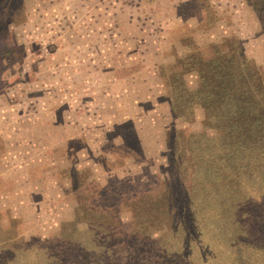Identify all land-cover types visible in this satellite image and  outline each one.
<instances>
[{
	"label": "rangeland",
	"instance_id": "1",
	"mask_svg": "<svg viewBox=\"0 0 264 264\" xmlns=\"http://www.w3.org/2000/svg\"><path fill=\"white\" fill-rule=\"evenodd\" d=\"M240 55L264 88V0H0V264H59L90 224L111 232L88 236L90 264H151L186 226L174 183L194 180L170 164L206 132L189 95ZM263 187L226 221L242 233L185 264H264Z\"/></svg>",
	"mask_w": 264,
	"mask_h": 264
},
{
	"label": "trees",
	"instance_id": "2",
	"mask_svg": "<svg viewBox=\"0 0 264 264\" xmlns=\"http://www.w3.org/2000/svg\"><path fill=\"white\" fill-rule=\"evenodd\" d=\"M205 65L211 70L217 62ZM217 71L219 72H214L216 81L211 83L202 77L198 91L189 95L191 96L189 103L194 104L199 101L205 110L206 132L201 136L188 134L184 139V145L189 146L190 152L187 155L181 152L178 164H170V172L177 173L181 181L187 177L194 180V185L187 196H185V188L182 189L184 187L182 182L180 185L174 183L177 189L182 186L181 190L176 189L177 203H181L179 211L182 212V216L178 214L174 217L180 216L179 221L186 223V226L180 224L174 227L177 239L171 243H161L156 247L149 259L151 264H185L188 260L190 262V258L197 255L196 251L199 250L197 243L203 241V235L208 237L211 234L215 235L216 230L214 237L218 235L221 240L229 239L230 235H234L231 237L235 238L237 233H242L240 227L234 225L236 228L232 229L230 224L226 223L227 219L236 223L246 203L256 201L257 185L259 187L264 185L262 74L256 70L257 74L254 77V66L243 55L237 60L230 61L228 66L220 63ZM180 101L181 99L178 98V103ZM174 107L177 108V103ZM192 115L194 113L191 109L177 113V117H182L188 122L191 121ZM207 130H213V135H208ZM181 134L175 132V135L181 136ZM207 181H210V184ZM165 182V184H173L169 182V178ZM152 194L149 193L147 197L153 198ZM159 196L163 198V195ZM260 196H258L259 200ZM167 213L162 212L166 221H168L165 215ZM145 219L147 220L148 217ZM208 220V225L211 227L205 229L204 224L201 223ZM173 224L177 225L174 221ZM97 229L90 224L87 230L81 231V236L85 239L83 241L88 247L82 246V242L76 243V246L81 247L80 250L70 249L69 253H63L56 262L69 264L70 261L66 259L72 253L74 256L72 259L75 261L73 264H90L87 260L92 259L90 254L95 248L91 245L93 242L89 243L92 240L88 236L91 235L92 238L108 236V234L111 236V232L100 229L101 232ZM214 237L211 241L218 242L219 239ZM111 239L116 238L112 236ZM104 241V244L100 241L101 245L97 248L105 251L97 252L98 255L102 254L104 258L115 251L117 255L119 242ZM211 245L213 246V243ZM88 250L91 251L82 254V251ZM117 257L114 264H118L119 256ZM78 260L79 262L76 263Z\"/></svg>",
	"mask_w": 264,
	"mask_h": 264
}]
</instances>
